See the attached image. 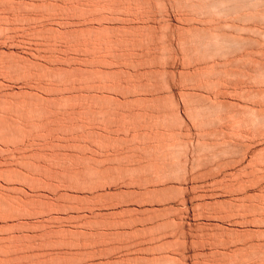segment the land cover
<instances>
[{
	"label": "rangeland",
	"instance_id": "1",
	"mask_svg": "<svg viewBox=\"0 0 264 264\" xmlns=\"http://www.w3.org/2000/svg\"><path fill=\"white\" fill-rule=\"evenodd\" d=\"M0 264H264V0H0Z\"/></svg>",
	"mask_w": 264,
	"mask_h": 264
}]
</instances>
